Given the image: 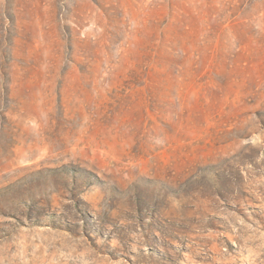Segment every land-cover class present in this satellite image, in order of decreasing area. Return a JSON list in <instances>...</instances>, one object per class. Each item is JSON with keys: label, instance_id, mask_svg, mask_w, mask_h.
<instances>
[{"label": "rangeland", "instance_id": "374dc122", "mask_svg": "<svg viewBox=\"0 0 264 264\" xmlns=\"http://www.w3.org/2000/svg\"><path fill=\"white\" fill-rule=\"evenodd\" d=\"M0 264H264V0H0Z\"/></svg>", "mask_w": 264, "mask_h": 264}]
</instances>
